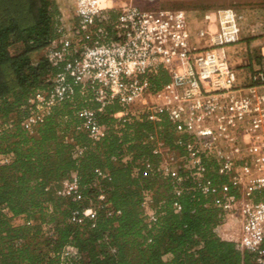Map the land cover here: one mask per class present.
Wrapping results in <instances>:
<instances>
[{
    "label": "built area",
    "instance_id": "1",
    "mask_svg": "<svg viewBox=\"0 0 264 264\" xmlns=\"http://www.w3.org/2000/svg\"><path fill=\"white\" fill-rule=\"evenodd\" d=\"M70 1L74 24L64 25L58 6L56 36L43 50L55 72L18 107V121L0 113V137L17 126L36 135L55 107L70 103L73 120L58 134L77 159L107 136L111 126L99 117L115 103V132L133 120L152 125L137 141L150 148L152 158L131 169L141 181L161 183L156 190L140 189L147 228L166 213V198L154 191H167L176 214L183 195L201 197L217 210L213 233L248 253L254 264H264V9L224 7L191 14L146 7L159 5L158 0ZM229 52L242 55L230 63ZM234 67H240L238 77ZM160 72L168 81L156 84ZM11 158L1 152L0 165ZM130 158L123 151L113 160L126 165ZM110 178L109 170L95 168L86 183L75 171L60 182L57 195L76 203L71 221H93L98 208L107 215L120 213L105 199L102 183ZM86 188L99 191L97 206L80 205ZM68 250L76 254L73 247Z\"/></svg>",
    "mask_w": 264,
    "mask_h": 264
},
{
    "label": "trees",
    "instance_id": "2",
    "mask_svg": "<svg viewBox=\"0 0 264 264\" xmlns=\"http://www.w3.org/2000/svg\"><path fill=\"white\" fill-rule=\"evenodd\" d=\"M59 14L55 0H0L1 114L18 121V107L55 72L43 58V50L56 36ZM167 81L160 72L154 82ZM74 102L78 106L80 98L75 96ZM118 109L115 103L105 107L99 118L111 126L107 136L77 159L58 134L68 131L73 120L70 103L55 107L36 135L17 126L0 137V153L12 154L9 163L0 165V264H254L248 253L213 233L217 210L201 197L183 195L176 214L169 209L167 191H156L157 198H166V213L156 226L147 228L140 189L156 190L161 183L141 181L131 175V169L152 158L150 148L137 143L152 125L133 120L117 133L111 114ZM64 117L65 127L60 129ZM123 151L131 154L129 162L115 165L113 157ZM95 168L110 171L111 178L102 187L106 201L120 213L107 215L98 208L93 221L86 219L80 225L70 218L76 203L46 187L71 171L81 184L86 183ZM82 192L83 208L97 200L96 190ZM15 216H22L24 222L12 224ZM66 246L76 254L63 256Z\"/></svg>",
    "mask_w": 264,
    "mask_h": 264
},
{
    "label": "rangeland",
    "instance_id": "3",
    "mask_svg": "<svg viewBox=\"0 0 264 264\" xmlns=\"http://www.w3.org/2000/svg\"><path fill=\"white\" fill-rule=\"evenodd\" d=\"M55 2L64 14V25L67 27L72 26L74 24V20H73V18H71V13L74 9V3L71 2L70 0H55ZM157 3L159 5H163L165 7L185 9L186 11L190 12L191 14H198L201 11H204L207 9L224 8V7H232V8H235L237 10H242V9H246V8L264 9V0H158ZM159 5H155V4L146 5V7L147 8L160 7ZM144 7H145V5H144ZM239 49L242 50V47L240 46ZM241 55H242L241 52L239 55H235V54L229 52L228 57H229L230 63H234L236 61V58L238 56H241ZM234 68H235V71H236V74L238 77L240 74V67H234ZM238 80H240V79L238 78ZM63 179L64 178L59 179L57 181H50L47 186L48 187L51 186L55 190V188L60 184V182ZM155 186H156V184H155ZM97 192L99 193V191H97ZM154 193L156 196V191H154ZM62 198H65V197H62ZM98 203L99 202H98V198H97V200L94 203L92 202V204L89 206H92V207L97 206ZM83 204H84V199L80 202L81 206H83ZM89 206H87V207H89ZM11 222L14 225H19V224H22L24 222V218L22 216H15V217H12ZM233 225H234L233 222H231L230 226H233ZM234 228H235V226H234ZM68 247L69 246H66L63 249V251H62L63 256L73 255L69 252ZM164 258H166V256H164Z\"/></svg>",
    "mask_w": 264,
    "mask_h": 264
},
{
    "label": "crops",
    "instance_id": "4",
    "mask_svg": "<svg viewBox=\"0 0 264 264\" xmlns=\"http://www.w3.org/2000/svg\"><path fill=\"white\" fill-rule=\"evenodd\" d=\"M257 42H258V40H254V41H251V44L252 45H255V44H257ZM245 43L246 44H249V41L247 40V41H245Z\"/></svg>",
    "mask_w": 264,
    "mask_h": 264
}]
</instances>
